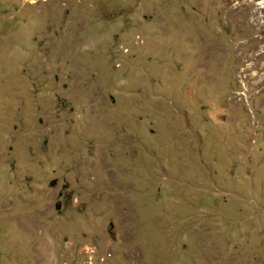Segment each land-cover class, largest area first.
I'll return each instance as SVG.
<instances>
[{
    "label": "rangeland",
    "instance_id": "rangeland-1",
    "mask_svg": "<svg viewBox=\"0 0 264 264\" xmlns=\"http://www.w3.org/2000/svg\"><path fill=\"white\" fill-rule=\"evenodd\" d=\"M0 264H264V0H0Z\"/></svg>",
    "mask_w": 264,
    "mask_h": 264
},
{
    "label": "water",
    "instance_id": "water-1",
    "mask_svg": "<svg viewBox=\"0 0 264 264\" xmlns=\"http://www.w3.org/2000/svg\"><path fill=\"white\" fill-rule=\"evenodd\" d=\"M53 184V183H52ZM56 208H59V204H56Z\"/></svg>",
    "mask_w": 264,
    "mask_h": 264
}]
</instances>
